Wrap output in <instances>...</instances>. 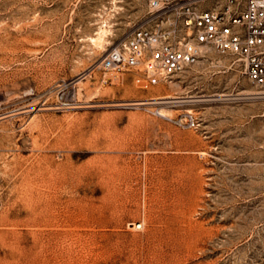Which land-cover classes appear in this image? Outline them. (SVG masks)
Listing matches in <instances>:
<instances>
[{
  "label": "rangeland",
  "instance_id": "374dc122",
  "mask_svg": "<svg viewBox=\"0 0 264 264\" xmlns=\"http://www.w3.org/2000/svg\"><path fill=\"white\" fill-rule=\"evenodd\" d=\"M146 10L0 0V264H264V87L239 61L77 79Z\"/></svg>",
  "mask_w": 264,
  "mask_h": 264
},
{
  "label": "built area",
  "instance_id": "2783aa9c",
  "mask_svg": "<svg viewBox=\"0 0 264 264\" xmlns=\"http://www.w3.org/2000/svg\"><path fill=\"white\" fill-rule=\"evenodd\" d=\"M145 4L139 24L77 79L98 69L107 82V73L127 71L138 87L146 89L181 74L212 51L233 56L248 80L264 87V0H145ZM181 115L173 119L175 124L197 126L193 113Z\"/></svg>",
  "mask_w": 264,
  "mask_h": 264
},
{
  "label": "bare ground",
  "instance_id": "6f19581e",
  "mask_svg": "<svg viewBox=\"0 0 264 264\" xmlns=\"http://www.w3.org/2000/svg\"><path fill=\"white\" fill-rule=\"evenodd\" d=\"M168 96H156V97H151V98H148L149 100H135V101H132V102H129L128 104H131V105H139V104H153V103H158L159 99H162V98H166ZM157 99V100H156ZM73 107V106H72ZM76 107V106H75ZM164 111V110H163ZM159 112V111H158ZM161 114L163 115H166L164 112H162Z\"/></svg>",
  "mask_w": 264,
  "mask_h": 264
}]
</instances>
